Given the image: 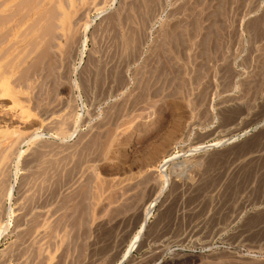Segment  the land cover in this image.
I'll list each match as a JSON object with an SVG mask.
<instances>
[{
	"label": "rangeland",
	"instance_id": "rangeland-1",
	"mask_svg": "<svg viewBox=\"0 0 264 264\" xmlns=\"http://www.w3.org/2000/svg\"><path fill=\"white\" fill-rule=\"evenodd\" d=\"M0 93V264H264V0H0Z\"/></svg>",
	"mask_w": 264,
	"mask_h": 264
},
{
	"label": "bare ground",
	"instance_id": "bare-ground-1",
	"mask_svg": "<svg viewBox=\"0 0 264 264\" xmlns=\"http://www.w3.org/2000/svg\"><path fill=\"white\" fill-rule=\"evenodd\" d=\"M10 1H12V0H10ZM4 83H6V82H4ZM9 82L7 81V84H8ZM4 86H6V85H4ZM9 87H10V84H9ZM4 89V88H3ZM10 91H11V89H10ZM8 92V89H4L3 90V93H4V95L6 94ZM12 93V92H11ZM1 94V93H0ZM203 147V146H202ZM197 148H199V147H197ZM144 219V218H143ZM143 223H144V221H143ZM142 226V225H141ZM138 230V229H137ZM135 239V238H134Z\"/></svg>",
	"mask_w": 264,
	"mask_h": 264
}]
</instances>
